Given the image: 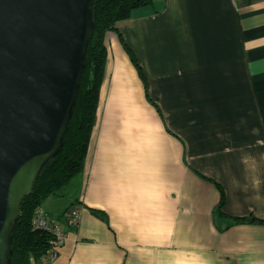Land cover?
<instances>
[{"label":"crops","instance_id":"obj_1","mask_svg":"<svg viewBox=\"0 0 264 264\" xmlns=\"http://www.w3.org/2000/svg\"><path fill=\"white\" fill-rule=\"evenodd\" d=\"M117 30L146 85L105 33L83 169L39 206L54 264H264V225L231 220L264 219V0H153Z\"/></svg>","mask_w":264,"mask_h":264},{"label":"water","instance_id":"obj_2","mask_svg":"<svg viewBox=\"0 0 264 264\" xmlns=\"http://www.w3.org/2000/svg\"><path fill=\"white\" fill-rule=\"evenodd\" d=\"M90 0H0V264L22 199L61 146L93 25Z\"/></svg>","mask_w":264,"mask_h":264},{"label":"trees","instance_id":"obj_3","mask_svg":"<svg viewBox=\"0 0 264 264\" xmlns=\"http://www.w3.org/2000/svg\"><path fill=\"white\" fill-rule=\"evenodd\" d=\"M153 0H90L89 15L93 25L92 35L86 43L83 66L75 94L74 103L62 136L59 149L42 165L36 176L32 190L19 206L9 245L10 264H31L43 259L52 245L51 235L31 226L33 213L51 195H59L82 169L87 145L95 121L99 88L103 79L106 49L103 38L107 32H116L130 61L134 65L143 86L146 80L134 55L123 42L117 30V23L130 17L133 9L148 6ZM146 91V89H145ZM210 181V179L201 176ZM219 193L216 211L224 215L222 207L225 196L222 188L213 182ZM94 214L102 215L93 210ZM233 224L254 223L264 225V219L253 216L231 217Z\"/></svg>","mask_w":264,"mask_h":264},{"label":"built area","instance_id":"obj_4","mask_svg":"<svg viewBox=\"0 0 264 264\" xmlns=\"http://www.w3.org/2000/svg\"><path fill=\"white\" fill-rule=\"evenodd\" d=\"M64 218L72 226H77L79 222V211L77 209H69L65 212ZM31 226L34 229L42 230L51 235L52 245L43 257V260L46 264H54L59 248L67 239L63 223L60 220L49 219L44 215L40 207H38L33 213Z\"/></svg>","mask_w":264,"mask_h":264},{"label":"rangeland","instance_id":"obj_5","mask_svg":"<svg viewBox=\"0 0 264 264\" xmlns=\"http://www.w3.org/2000/svg\"><path fill=\"white\" fill-rule=\"evenodd\" d=\"M73 182H74V180L70 183V185H69L67 188H65V189L63 190V192L68 193V192L72 191L71 184H72ZM69 190H70V191H69Z\"/></svg>","mask_w":264,"mask_h":264}]
</instances>
